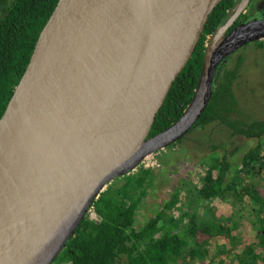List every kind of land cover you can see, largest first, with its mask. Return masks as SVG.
Instances as JSON below:
<instances>
[{"label":"water","instance_id":"1","mask_svg":"<svg viewBox=\"0 0 264 264\" xmlns=\"http://www.w3.org/2000/svg\"><path fill=\"white\" fill-rule=\"evenodd\" d=\"M155 1H57L0 118L13 156L0 264H53L109 184L191 131L226 59L264 39V19L227 33L250 2L240 0L207 40L184 113L148 138L221 0H181L157 31Z\"/></svg>","mask_w":264,"mask_h":264},{"label":"trees","instance_id":"2","mask_svg":"<svg viewBox=\"0 0 264 264\" xmlns=\"http://www.w3.org/2000/svg\"><path fill=\"white\" fill-rule=\"evenodd\" d=\"M57 1L0 0V118ZM237 3L221 0L208 17L148 138L170 127L184 113L197 86L207 40ZM255 44L262 47L260 42ZM228 59L216 73L210 101L194 127L216 123L232 138L256 140L257 146L233 167L226 156L214 153L200 163L201 180L189 187L187 182L182 184L183 199L191 203L178 219L171 215L178 202L179 189H174L159 207L147 212L142 225L136 224L137 211L155 186L151 170L140 167L114 180L92 205L97 220L86 215L53 264H264V119L251 120L241 112L233 87L242 56L229 69L225 66ZM216 199L233 207L240 218L243 215L238 208L249 209L254 229L248 241L242 242L238 222L210 213L207 204ZM195 200L206 203L197 208ZM210 247L215 249L212 257Z\"/></svg>","mask_w":264,"mask_h":264},{"label":"rangeland","instance_id":"3","mask_svg":"<svg viewBox=\"0 0 264 264\" xmlns=\"http://www.w3.org/2000/svg\"><path fill=\"white\" fill-rule=\"evenodd\" d=\"M260 7L259 0H253L250 8L243 16V21L264 19V10L259 11L262 9ZM258 42H260L262 47L255 43L248 45L231 56L225 65L227 69L233 68L237 58L242 56V63L234 83L233 91L239 102L241 112L251 120L264 119V39ZM257 144L256 140H245L239 137L232 138L226 128L212 123L203 127H193L174 146L171 145L147 156L138 168L141 167L152 171L155 186L146 195L144 202L139 207L136 224L138 226L142 225L146 219L147 212H152L155 210V207H159L158 205L161 200L163 198L167 200L172 191H175L174 189H179L177 191L178 202L171 215L174 219H178L189 209L191 203L183 199L185 193L184 189L181 188L183 187L182 184L187 182L185 185L189 187L201 180L202 170L199 168L200 163L207 161L209 156L214 153L219 157L226 156L233 167L239 164L241 157L247 151L257 146ZM261 177L264 178V172H262ZM196 202L197 208L206 203L201 201ZM207 206L211 214L216 213L226 218L230 217L232 221L238 222L242 242L249 240L254 228L249 221V218L252 217H249L248 208H238L243 215L240 218L234 214L235 209L233 207L223 204L218 199L210 201ZM91 209L87 217L92 221H96L97 216ZM214 250L213 247L209 248L210 257L213 256Z\"/></svg>","mask_w":264,"mask_h":264},{"label":"bare ground","instance_id":"4","mask_svg":"<svg viewBox=\"0 0 264 264\" xmlns=\"http://www.w3.org/2000/svg\"><path fill=\"white\" fill-rule=\"evenodd\" d=\"M181 0H156L150 11V25L157 31L162 28L171 14L178 8ZM13 156L8 148L0 147V223L8 208L10 172Z\"/></svg>","mask_w":264,"mask_h":264},{"label":"flooded vegetation","instance_id":"5","mask_svg":"<svg viewBox=\"0 0 264 264\" xmlns=\"http://www.w3.org/2000/svg\"><path fill=\"white\" fill-rule=\"evenodd\" d=\"M252 1L253 0H250V2H249V4H248V6H247V8H246V10L241 14V16L238 18V20L228 29V31H227V33H230L234 28H236L237 26H239L241 23H244V21H243V16L245 15V13L248 11V9L250 8V6H251V4H252ZM239 2H240V0H238V3H237V5L239 4ZM236 5V6H237ZM260 6H262V7H260ZM259 7L260 8H262L261 10H259V11H262V10H264V0H259ZM236 8V7H235ZM235 8H234V10H235ZM233 10V11H234ZM233 11L229 14V16L233 13ZM228 16V17H229ZM261 41V40H260ZM258 42V41H257ZM254 43H256V42H254ZM254 43H252V44H254ZM249 45H251V44H249ZM248 46V45H247ZM246 47V46H245ZM241 50V49H240ZM240 50H238V51H240ZM238 51H236V52H238ZM235 52V53H236ZM234 53V54H235ZM233 54V55H234ZM233 55H231V56H233ZM230 56V57H231ZM229 57V58H230ZM177 143V142H176Z\"/></svg>","mask_w":264,"mask_h":264}]
</instances>
